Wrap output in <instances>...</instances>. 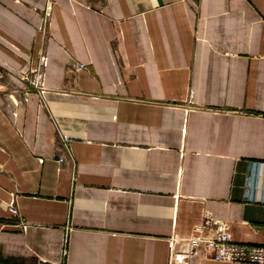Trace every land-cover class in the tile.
<instances>
[{"label":"crops","instance_id":"obj_1","mask_svg":"<svg viewBox=\"0 0 264 264\" xmlns=\"http://www.w3.org/2000/svg\"><path fill=\"white\" fill-rule=\"evenodd\" d=\"M208 215L264 243V0H0V264H170Z\"/></svg>","mask_w":264,"mask_h":264},{"label":"built area","instance_id":"obj_2","mask_svg":"<svg viewBox=\"0 0 264 264\" xmlns=\"http://www.w3.org/2000/svg\"><path fill=\"white\" fill-rule=\"evenodd\" d=\"M50 11H46L45 16H50ZM47 64L46 55H42L38 66L26 71L24 79L34 86L43 95L45 91L44 76ZM80 67L84 65L79 64ZM64 142H69L66 135H62ZM64 158H61L63 161ZM13 215L18 214L16 207L11 208ZM206 225H213L209 232L200 229L197 233L189 237L186 241L174 237L171 245L170 264H188L194 257L197 250L202 246L205 253L217 261H228L230 263H254L264 264V243L253 244L241 242L233 239L229 226L225 221H215L212 215H208ZM182 244L179 246L178 244Z\"/></svg>","mask_w":264,"mask_h":264}]
</instances>
